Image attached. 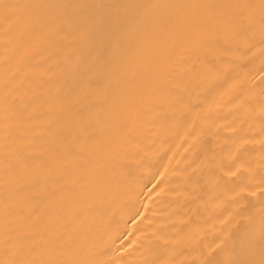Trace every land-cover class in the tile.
Instances as JSON below:
<instances>
[{
	"label": "bare ground",
	"instance_id": "obj_1",
	"mask_svg": "<svg viewBox=\"0 0 264 264\" xmlns=\"http://www.w3.org/2000/svg\"><path fill=\"white\" fill-rule=\"evenodd\" d=\"M0 264H264V0H0Z\"/></svg>",
	"mask_w": 264,
	"mask_h": 264
}]
</instances>
